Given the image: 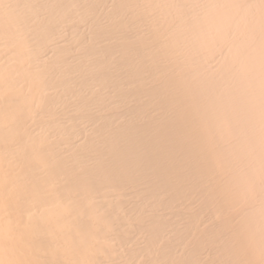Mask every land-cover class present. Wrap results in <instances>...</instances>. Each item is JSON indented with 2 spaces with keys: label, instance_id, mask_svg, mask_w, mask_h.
<instances>
[{
  "label": "bare ground",
  "instance_id": "1",
  "mask_svg": "<svg viewBox=\"0 0 264 264\" xmlns=\"http://www.w3.org/2000/svg\"><path fill=\"white\" fill-rule=\"evenodd\" d=\"M0 264H264V0H0Z\"/></svg>",
  "mask_w": 264,
  "mask_h": 264
}]
</instances>
